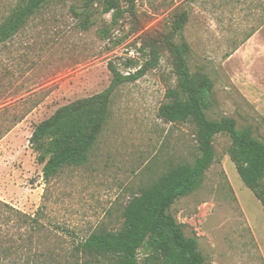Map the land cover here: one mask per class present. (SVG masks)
Segmentation results:
<instances>
[{
    "label": "rangeland",
    "instance_id": "374dc122",
    "mask_svg": "<svg viewBox=\"0 0 264 264\" xmlns=\"http://www.w3.org/2000/svg\"><path fill=\"white\" fill-rule=\"evenodd\" d=\"M26 1L0 0V27ZM116 1L123 14L115 17L107 0H47L0 43V201L37 220L30 228L0 207V264H117L113 254L77 248L91 233L121 231L133 197L201 155L192 118L158 115L166 90L176 86L161 48L155 68L114 88L86 159L43 176L50 154L32 146L34 127L60 106L105 90L109 63L134 73L147 58L138 24L167 31L173 16L187 11L188 68L212 81L207 117L234 118L238 130L264 143V43L252 40L236 51L263 25L264 0H135L136 23L128 0ZM17 123L20 129L9 132ZM212 144L214 160L170 213L197 241L203 264H264V208L229 157L230 137L218 133ZM4 248L12 254L4 257ZM151 252L142 246L138 264H155Z\"/></svg>",
    "mask_w": 264,
    "mask_h": 264
},
{
    "label": "trees",
    "instance_id": "16d2710c",
    "mask_svg": "<svg viewBox=\"0 0 264 264\" xmlns=\"http://www.w3.org/2000/svg\"><path fill=\"white\" fill-rule=\"evenodd\" d=\"M46 1L27 0L0 27V43L11 38ZM95 1L85 0V4L90 5ZM134 1L128 0L127 10L136 23L138 16ZM107 2V12L114 10L115 17L116 14H123L116 0ZM187 21L188 12L182 10L173 16L167 31L145 29L143 24H138L134 29L141 31L140 48L147 52V58L139 68L134 73L123 75L109 63L112 80L105 90L60 106L32 131V146L50 154L42 168L45 179L62 165L82 163L101 131L114 88L125 81H134L155 68L160 60L161 48L169 53L176 86L166 90V102L159 106L158 115L168 122H184L192 118L197 126L196 140L201 155L192 166L173 168L158 182L133 197L124 210L121 231L91 233L77 248L84 253H110L117 257V264H138V251L147 244L152 251L150 261L155 264H203L197 241L185 235L170 213V207L200 181L201 175L214 160L212 142L218 133H226L230 137L229 157L242 182L253 191L264 208V188L261 187L264 181V143L254 138L248 129L238 130L234 118L224 116L212 120L207 117L205 109L210 105L208 100L212 81L205 75H192L188 68L191 49L183 37ZM177 35L182 36L179 42L175 41ZM0 207L13 210L21 223L34 228L37 222L35 218L24 215L3 201H0ZM2 252L4 257L12 254L10 248H4Z\"/></svg>",
    "mask_w": 264,
    "mask_h": 264
},
{
    "label": "crops",
    "instance_id": "0c3cea01",
    "mask_svg": "<svg viewBox=\"0 0 264 264\" xmlns=\"http://www.w3.org/2000/svg\"><path fill=\"white\" fill-rule=\"evenodd\" d=\"M264 30V23L261 27H259L257 30H255L251 35H249L244 42L239 44L236 47V51H238L240 48H243L244 46L247 45L248 42L252 40H257V42L264 43L262 39H260V33ZM24 123V122H23ZM21 123H17L9 132H15L17 129H20Z\"/></svg>",
    "mask_w": 264,
    "mask_h": 264
}]
</instances>
